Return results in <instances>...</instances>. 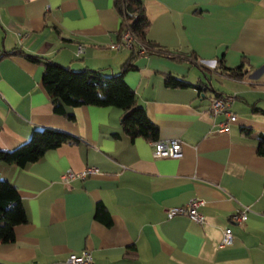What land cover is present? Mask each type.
<instances>
[{"label":"crops","instance_id":"obj_1","mask_svg":"<svg viewBox=\"0 0 264 264\" xmlns=\"http://www.w3.org/2000/svg\"><path fill=\"white\" fill-rule=\"evenodd\" d=\"M142 2L149 40L174 55H196V65L140 56L124 74L160 130L157 140L178 139L182 156L155 157L154 142L129 138L118 107H66L72 119L55 113L43 67L18 53L1 57L0 151L43 126L77 137L26 166L0 163L1 179L17 187L27 212L15 239L0 242L1 264H66L83 249L95 264H264V156L257 144L264 134V0ZM116 10L114 0H0V55L24 51L71 70L119 73L130 49L119 39ZM243 58L242 79L215 70L219 59L235 69ZM165 74L208 82L210 90L172 89ZM217 92L232 97L237 116L225 134L216 131L226 116L209 114ZM91 166L99 172L68 183L59 178ZM191 197L206 203L203 225L167 216V208ZM245 206L248 218L232 222ZM227 227L234 240L219 246Z\"/></svg>","mask_w":264,"mask_h":264},{"label":"trees","instance_id":"obj_2","mask_svg":"<svg viewBox=\"0 0 264 264\" xmlns=\"http://www.w3.org/2000/svg\"><path fill=\"white\" fill-rule=\"evenodd\" d=\"M114 6L122 18L119 30L120 41L126 24L136 38L135 44L129 48L130 57L120 67L119 73L109 75L102 70H71L68 66L59 65L54 60L33 56L24 51L3 52L0 58L18 53L34 64H40L43 67L41 81L47 95L51 98L50 102L55 113L72 119L73 114L68 113L66 107L75 108L83 105L118 107L121 109L120 124L127 136L131 139L140 137L153 142L158 139L160 130L148 117L146 108L137 104L136 94L124 80V74L133 68L135 60L140 56L157 54L167 56L177 62H189L196 65L194 62L196 55L171 54L168 49L147 38L150 20L145 13L146 7L142 0H114ZM123 6L126 8L124 15ZM141 50L143 52H140ZM240 63L234 69L226 67L224 59H219L215 70H220L222 74L232 78L242 79L248 72V63L244 58ZM199 67L203 71L204 68ZM164 77L165 85L172 89H186L189 86H195L198 90L204 87L209 89L203 81L197 86L183 77L172 76V74H165ZM215 96H222V94L217 92ZM30 135L26 143L18 145L14 150H1L0 163L4 161L13 165L26 166L28 163L39 160L46 150H51L64 143L76 144L77 142L74 134L47 126L33 129ZM257 138L259 153L264 156V134H259ZM104 210L105 208L98 206L96 215L103 218L106 213ZM26 214L17 187L8 180L1 179L0 176V242L5 243L15 239L14 227L26 222Z\"/></svg>","mask_w":264,"mask_h":264},{"label":"built area","instance_id":"obj_3","mask_svg":"<svg viewBox=\"0 0 264 264\" xmlns=\"http://www.w3.org/2000/svg\"><path fill=\"white\" fill-rule=\"evenodd\" d=\"M125 6H123V15L126 13ZM136 38L129 29V26L126 24L125 29L121 35V43L130 48L135 44ZM120 44H114L112 48H119ZM143 48V47H142ZM84 48L80 47L79 52H82ZM140 52H143L141 50ZM1 53V49H0ZM210 107L209 114L213 117H217L220 114H224L226 116L225 121H221L218 123L217 133H226L229 130V122L237 119L236 114L229 110V106L232 103V97L224 95L223 96H214L210 99ZM153 151L152 155L155 157H160L162 159L165 158H175L182 156L181 145L182 142L178 139H165L164 141L156 140L153 141ZM99 169L91 166L90 168H85L84 171H79L76 173L74 170H66L65 173H62L59 178L63 183H68L73 179H84L85 177L90 176V174L98 173ZM206 205L205 201H203L199 197H191L186 201V204L182 206H172L166 209V214L168 217H174L179 215H186L190 218V221H194L199 224H204L206 215H203L200 211L201 207ZM249 207H242L240 211L233 213L230 218L232 222L238 223L242 225L246 218H248ZM232 229L225 228L222 231V237L219 246L230 245L233 242V234ZM66 264H95L94 257L90 255V252L87 249H83L81 253H72L68 256Z\"/></svg>","mask_w":264,"mask_h":264},{"label":"water","instance_id":"obj_4","mask_svg":"<svg viewBox=\"0 0 264 264\" xmlns=\"http://www.w3.org/2000/svg\"><path fill=\"white\" fill-rule=\"evenodd\" d=\"M206 87H208L210 89V84L208 82L206 83ZM203 89H206V88L204 87Z\"/></svg>","mask_w":264,"mask_h":264},{"label":"rangeland","instance_id":"obj_5","mask_svg":"<svg viewBox=\"0 0 264 264\" xmlns=\"http://www.w3.org/2000/svg\"><path fill=\"white\" fill-rule=\"evenodd\" d=\"M215 81H217V80H215Z\"/></svg>","mask_w":264,"mask_h":264}]
</instances>
